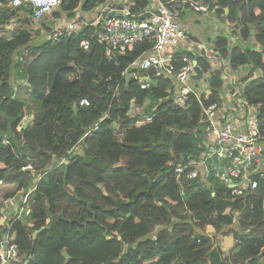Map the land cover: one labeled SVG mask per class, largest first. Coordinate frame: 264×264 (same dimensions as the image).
<instances>
[{
  "label": "trees",
  "instance_id": "trees-1",
  "mask_svg": "<svg viewBox=\"0 0 264 264\" xmlns=\"http://www.w3.org/2000/svg\"><path fill=\"white\" fill-rule=\"evenodd\" d=\"M9 1L0 0V181L14 185L4 201L21 191L31 213L10 229L0 224V238L14 235L23 258L6 264H264V178L255 194L240 199L226 186L177 179L176 154L200 151L196 98L188 110L159 104L167 81L152 91L134 78L127 82L121 73L138 51L114 63L100 45L81 49L83 33L60 42L38 40L26 15L7 28L19 17ZM217 4L228 23L242 28L233 63L264 71V0ZM77 6L75 0L62 3L63 10ZM226 42L221 38V45ZM17 71L27 85L15 87ZM118 82L114 96L108 84ZM211 83L209 100H215L220 80ZM248 97L261 105L264 131V76L249 85ZM84 98L90 106L80 105ZM148 98L158 103L152 122L137 126L140 116L129 115L131 105ZM27 116L32 120L24 128ZM30 163L35 173L24 169ZM51 213L64 218L47 227ZM209 227L228 237L229 252L212 241Z\"/></svg>",
  "mask_w": 264,
  "mask_h": 264
},
{
  "label": "built area",
  "instance_id": "built-area-1",
  "mask_svg": "<svg viewBox=\"0 0 264 264\" xmlns=\"http://www.w3.org/2000/svg\"><path fill=\"white\" fill-rule=\"evenodd\" d=\"M64 1L10 0L8 6L31 20L32 28L45 38L42 41L60 42L83 33L81 49L89 51L93 43L100 45L106 60L114 63L138 51L122 71L123 77L133 75L141 89L148 91L160 81H167L169 86L159 104L169 101L188 110L194 96L201 107V129L195 134L200 151L176 154L173 169L177 179L197 180L211 188L226 186L234 199L255 194L259 180L264 178V131L261 105L249 99L248 87L264 76V71L251 64L233 63L232 48L242 36L241 26L216 22L214 41L207 42L198 39L183 21L188 10L198 13L202 21L209 20L217 8L211 3L216 0H100L91 7L85 6L88 0H75L77 7L63 10ZM25 8L30 11L24 14ZM16 19L12 18L7 26L17 25ZM221 38H227L223 45ZM215 79L220 80L215 87L217 99L209 100L211 82ZM22 81L23 86L28 84ZM120 88L119 82L115 87L108 84V92L114 96ZM91 103L88 98L80 101L81 106ZM155 110L144 114V120H138L137 126L152 122ZM107 116L92 130L98 129ZM24 169H31V165ZM27 197L22 196V202L26 203ZM30 213L29 206L11 202L3 207L0 224L10 229L16 218ZM14 239L9 231L0 238L1 264L20 261Z\"/></svg>",
  "mask_w": 264,
  "mask_h": 264
},
{
  "label": "crops",
  "instance_id": "crops-1",
  "mask_svg": "<svg viewBox=\"0 0 264 264\" xmlns=\"http://www.w3.org/2000/svg\"><path fill=\"white\" fill-rule=\"evenodd\" d=\"M211 6L214 7L216 6V10L214 12H211V16L212 18H210L209 20L207 21H202L200 20V15L198 13H195L194 11L192 10H188L185 12V16H184V24L188 27V29L200 40H204V41H207V42H212L214 41V38H215V35H216V30H215V27H214V23L216 22H219V24H223V26L226 24V22H229L226 17L220 15L217 10L219 9V6L217 4V0L214 2V3H211ZM226 11L228 12V8H226ZM16 18H20V15L19 17H16ZM198 23H204V27H199V24ZM213 26V28L211 27ZM235 26V25H234ZM209 27H211L210 29H208ZM235 27H240V26H235ZM205 28H207L206 30H204ZM204 32L206 33V35H204ZM241 34H242V28H241ZM226 41H227V38H226ZM238 41H243V39H240ZM237 41V42H238ZM236 42V43H237ZM146 103V104H152V105H148L150 107V109L153 108V106L155 104L152 103V100H150L149 98L146 99L143 104ZM142 104V105H143ZM140 106L139 104L133 102L132 104V107H131V110L133 109V106ZM158 106V105H157ZM155 109H157V107H154ZM130 110V111H131ZM133 111V110H132ZM129 115H130V112H129ZM136 114H133L131 117H134ZM139 115V114H137ZM140 116V115H139ZM139 120V119H138ZM80 150V149H79ZM81 151V150H80ZM0 184H3L4 186H14L13 184L11 183H8V182H3V181H0ZM22 196H24V194L21 192V191H18L14 196H12L10 199H7L5 201V206H10L11 205V202L12 204L14 203L15 205L17 206H20L22 205L21 204V198ZM3 209V208H2ZM10 211V210H9ZM4 226V225H3Z\"/></svg>",
  "mask_w": 264,
  "mask_h": 264
},
{
  "label": "rangeland",
  "instance_id": "rangeland-1",
  "mask_svg": "<svg viewBox=\"0 0 264 264\" xmlns=\"http://www.w3.org/2000/svg\"><path fill=\"white\" fill-rule=\"evenodd\" d=\"M16 14H18V15H20L21 16V18L22 17H24L23 16V14H22V12L20 11V10H16ZM15 23V22H14ZM199 24V27H204V23H198ZM212 28H213V26H211ZM211 27H209L208 29H210ZM7 28H9V29H13L12 28V26H7ZM207 28H205L204 30H206ZM204 35H206V33L204 32ZM37 39L38 40H43V39H45V38H43V37H41L40 35L37 37ZM15 76V77H14ZM13 76V79L15 80V84H16V88H19V87H21L22 86V75H21V73L20 72H15V75ZM21 94H26L25 93V91L24 90H22V92H21ZM151 100V99H150ZM153 103V102H152ZM150 105H152V104H146V103H144L143 105H140V106H133V111L131 110L130 111V115L132 116L133 114H139L140 115V117H139V121L138 122H142L143 120H144V114H146V113H150L151 111H152V109H150V107L149 106ZM154 107H157V103L153 106V108ZM29 118H32L31 116L29 117V116H27V117H25L24 118V120H23V123L25 122V121H27ZM120 137V136H119ZM29 165H31V169H29L30 171H32V172H34V170H33V167H34V165H33V163H30ZM35 173V172H34ZM14 189V186H4L3 184H0V204L1 205H3V207H5V201H4V196L7 194V193H9V192H11L12 190ZM21 204L23 205V203H22V199H21ZM21 216H23V215H21ZM209 232L212 234V235H214V229H212L211 227H209ZM228 238V237H227ZM226 238V239H227ZM225 238H223V237H218V235H214L213 236V238H212V241L215 243V244H217V245H219V246H221L222 247V249L225 251V252H229L230 250H231V248H232V246H226V244H225V241H227ZM230 241L228 242V244L230 245V244H232V241H233V244L236 242L234 239H233V237L231 236V238L229 239ZM232 244V245H233ZM21 259H23V258H21ZM20 259V260H21Z\"/></svg>",
  "mask_w": 264,
  "mask_h": 264
},
{
  "label": "water",
  "instance_id": "water-1",
  "mask_svg": "<svg viewBox=\"0 0 264 264\" xmlns=\"http://www.w3.org/2000/svg\"><path fill=\"white\" fill-rule=\"evenodd\" d=\"M252 32H254V30H252ZM132 78H133V75H131V74H130L128 77H126L127 82H128L129 80H131ZM31 120H32V118H29L27 121L24 122V128H26V127L28 126V123H29ZM214 159L217 161L216 157H214ZM181 187H182V189H184V185H183V184H181ZM62 218H64L63 213H51V219L49 220V223H48V226H47V227H50V225H51L53 222H55V221L58 220V219H62ZM45 228H46V227H42L41 229L35 231V232H34V235H33L34 238H36L37 235H38V233H39L40 231H42L43 229H45ZM4 248H5L6 255H7V250H8V244H7V243L5 244ZM64 256H65V257H68L67 253H64ZM99 264H100V263H99ZM108 264H110V262H109Z\"/></svg>",
  "mask_w": 264,
  "mask_h": 264
},
{
  "label": "clouds",
  "instance_id": "clouds-1",
  "mask_svg": "<svg viewBox=\"0 0 264 264\" xmlns=\"http://www.w3.org/2000/svg\"><path fill=\"white\" fill-rule=\"evenodd\" d=\"M29 170V169H28Z\"/></svg>",
  "mask_w": 264,
  "mask_h": 264
}]
</instances>
